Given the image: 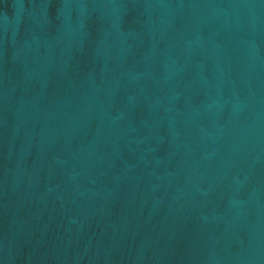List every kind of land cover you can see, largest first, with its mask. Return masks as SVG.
Instances as JSON below:
<instances>
[{
  "label": "water",
  "instance_id": "obj_1",
  "mask_svg": "<svg viewBox=\"0 0 264 264\" xmlns=\"http://www.w3.org/2000/svg\"><path fill=\"white\" fill-rule=\"evenodd\" d=\"M0 264H264V0H0Z\"/></svg>",
  "mask_w": 264,
  "mask_h": 264
}]
</instances>
